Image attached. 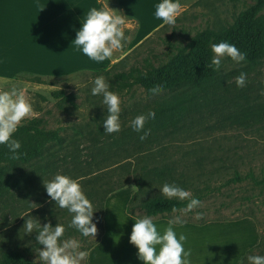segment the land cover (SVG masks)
Instances as JSON below:
<instances>
[{
  "label": "rangeland",
  "instance_id": "rangeland-1",
  "mask_svg": "<svg viewBox=\"0 0 264 264\" xmlns=\"http://www.w3.org/2000/svg\"><path fill=\"white\" fill-rule=\"evenodd\" d=\"M29 1L23 0L24 6L20 8L25 19L20 16L19 24H24V32L28 24H32V20H29L32 16V12H29L32 3L29 5ZM67 1L55 0L51 5L52 0H40L42 11L47 6L53 7L52 14L48 12L49 9L42 14L43 23L47 28H43L41 46L44 65L53 66L55 63L60 64L64 60H70L72 54L70 41H74L79 26H73L76 22L56 17L57 20L52 22L54 25L52 27L49 20L50 15L55 16V13L64 12L62 7L68 9ZM175 2L178 4L179 14L171 29L167 26L161 27V22L158 20L149 21L153 17L152 9L155 4L138 5L140 9L146 11L139 15L140 19L127 16L128 26L125 29V34L128 36L127 43L122 49L115 50L110 60L95 62V67L91 68H75L68 74L33 76L23 73L1 86V92L12 87L22 90L25 97L32 102L33 112L22 123L34 122L44 129L57 130L63 137V145L58 147L52 143L42 159H36L32 164H23L19 168L18 175L16 174V188L0 194V254L1 251L14 248L35 264H40L35 250L43 246L36 244L35 232L31 235L24 234L22 228L24 219H27L28 215L39 217L41 223L47 218L53 225L58 222L67 226L72 214L66 209L54 206L43 186V180H49L57 172L77 178L86 193L89 178L99 179L105 170L113 169L114 179L125 176L129 182L107 197L111 201L116 200L112 204L116 205L115 210H118L119 206H126L130 194L136 190L132 181L133 168L136 165L138 144L142 143L137 140L135 133L129 131L128 122L134 116L146 112L153 104V100L167 95V92L161 91L149 97L146 89L141 85V80L150 72L164 69L178 56L195 32L206 27L217 30L231 26L238 15L250 8L256 0H175ZM103 3L106 4L107 0ZM108 4L125 14L115 0H108ZM13 11L11 8L8 10V21H14ZM60 28L62 30H59ZM68 29H71L73 34H69ZM32 30L33 28L30 38L28 31L26 32V44L33 39ZM101 69L109 70L102 75L109 81L110 90L121 96L119 133L103 132L102 120L107 115L106 109L101 105L102 97L91 94L92 81L98 76L95 73ZM241 71L247 74V82L245 87L237 88L235 77ZM221 73L222 88L216 93H211L209 90L203 98L195 97L194 104L181 112L182 127L159 140L160 143L170 147L168 153L171 154L170 158H164V162L170 159L177 160L181 158L184 150L192 148L202 149L215 158L214 166L208 164L218 167L213 169L215 175L211 185L214 187L233 176V167H219L220 158H228L229 163L235 160L238 164L237 169L243 176L252 170L257 179L264 177V59L254 66L245 62L237 64L231 59H225ZM57 91L63 92L60 98L53 94ZM235 101L253 108L255 116L253 120H249L252 123L231 122L228 116L230 111L234 112ZM144 127L149 133L154 131L149 122ZM173 146L179 147L171 149ZM159 187L153 183L146 187L139 197L144 199L160 193ZM124 197L125 204H121V199ZM200 200L202 204L199 208L187 213H181L180 209L165 216L172 218L182 215L184 221L201 222L218 217L229 218L220 220H231L246 215L258 227L259 242L245 252L239 264H247L248 255H264V187L262 185H255L246 177L221 186L218 190H212ZM197 212L203 215L198 218ZM133 213L139 218L145 216L144 211L137 205L134 206ZM95 216L94 213L93 221L97 226L94 238L83 237L74 228L66 227L65 236L80 240L81 250L86 252L99 238L100 229ZM80 264H88L87 255Z\"/></svg>",
  "mask_w": 264,
  "mask_h": 264
},
{
  "label": "trees",
  "instance_id": "trees-1",
  "mask_svg": "<svg viewBox=\"0 0 264 264\" xmlns=\"http://www.w3.org/2000/svg\"><path fill=\"white\" fill-rule=\"evenodd\" d=\"M101 4L102 1L100 0L98 7ZM221 40H227L235 44L239 50L245 52V63L251 66L263 60L264 0H256L250 8L238 15L231 26L217 30L208 27L198 30L185 43L178 56L164 69L150 72L147 77L141 80V85L147 92L153 85L162 84L163 89L161 91L167 92V95L158 100H153V104L149 106L147 111L154 113V119L149 121L154 131L149 133L147 138L139 143L137 147L136 165L133 168L132 179L136 190L130 194L126 206V212L136 218L139 217L133 213L135 205L142 209L145 215L169 218L165 214L174 211V209L175 211L180 210L187 203V201L169 200L161 193L141 199L139 194L144 193L145 188L153 183L161 186L164 183L174 182L180 187L190 190L199 199L212 190H218L221 186L232 181H240L246 177L252 180L255 185L264 187V177L257 179L252 170H249L246 176L241 175L237 169V162L233 160L229 163L228 158L218 159L221 162L219 167H233V176L226 179L225 182L218 183L216 187L212 186L211 182L215 175L213 169L218 167H213L215 158H212L202 149L184 150L181 158L177 160L170 159L165 162L163 160L164 158H170L171 154H168L170 147L160 143L159 140L161 137L173 134L182 127L180 125L183 119L182 110L190 108L194 104L195 97L200 96L203 98L209 90L211 93H216L219 88H222L221 69L220 71H213L206 66L212 55L211 44ZM108 71V69H101L98 72L96 71L95 74L102 75L108 73ZM53 94L55 97L60 98L63 92L57 91ZM233 107L234 112L230 111L228 116L232 120L231 122L238 124L252 123L249 120L254 119L255 112L252 111L253 108L248 104H239L237 101L233 102ZM13 135L21 141L22 147L19 150L21 154L17 159H13L7 147L0 145V194L16 188V174L18 175L19 168L23 164H32L34 160L42 159L48 146L52 143L58 147L63 145V137L57 130L44 129L34 122L22 123ZM178 147L173 146L171 149ZM157 158L159 159L157 160ZM112 172L113 169L110 171L105 170L103 172L104 176L101 174L99 179L96 177L95 179L89 178L86 184V195L94 203V206L99 207L95 211L100 229L99 235L103 232L102 217L106 197L129 182V179L125 176H118L114 179ZM241 217H246V215ZM213 219L229 218L218 217ZM203 222L205 221L197 223ZM0 264H35V262L25 257L19 250L10 248L7 251H1Z\"/></svg>",
  "mask_w": 264,
  "mask_h": 264
},
{
  "label": "clouds",
  "instance_id": "clouds-1",
  "mask_svg": "<svg viewBox=\"0 0 264 264\" xmlns=\"http://www.w3.org/2000/svg\"><path fill=\"white\" fill-rule=\"evenodd\" d=\"M178 4L175 0H160L154 5L153 19L160 21V26L174 27L178 16ZM126 14L111 8L107 3L100 7H91L76 30L74 44L90 60L103 62L113 57L115 50L122 49L127 43L128 36L125 29L128 26ZM212 55L206 65L213 71H220L225 59L234 63L246 62V53L227 40L211 44ZM247 74L243 71L235 77L237 88L246 86ZM91 94L101 96V105L107 115L102 120L103 132L107 134L121 131V96L110 90V83L103 75L96 76L92 81ZM163 89V85H153L148 89V96H154ZM33 112L32 102L27 99L22 90L12 87L0 92V145H5L13 159L19 157L22 147L21 141L13 135L21 126L22 121ZM154 119L152 111L134 116L128 122L129 131L143 142L149 135L144 126ZM47 197L54 202V206L66 209L72 214L67 226L56 222L54 225L45 218V222L37 216L28 215L24 219L23 232L31 235L36 233V244L42 245L35 251L38 253L40 264H80L87 252L81 250L80 240L66 237V227L77 230L83 237H95L96 223L93 221L95 211L99 208L84 192L77 178L60 172L55 173L49 180H43ZM160 193L169 200L187 201L181 213H187L199 208L201 200L190 190L180 187L176 183H164L159 187ZM35 204V203H34ZM36 208V207H34ZM175 211V209H174ZM197 217L203 214L197 212ZM24 217V216H22ZM133 219V218H132ZM129 234V243L137 249V259L143 264H191V250L184 244L187 236L184 232H177V226L185 223L182 215L170 218L167 226L158 230L151 216L145 215L133 219ZM247 264H264V255L252 254L246 257Z\"/></svg>",
  "mask_w": 264,
  "mask_h": 264
},
{
  "label": "crops",
  "instance_id": "crops-1",
  "mask_svg": "<svg viewBox=\"0 0 264 264\" xmlns=\"http://www.w3.org/2000/svg\"><path fill=\"white\" fill-rule=\"evenodd\" d=\"M54 1L52 0L51 5L55 3ZM99 1L68 0L67 10L62 7L64 12L55 13V16L50 15L51 26L54 27L52 22L57 20L56 17H59L76 22L73 26L80 27L87 11L91 7H98ZM101 1L103 3L104 0ZM115 1L125 14L134 18H139V15L146 11L140 9L138 5L150 6L160 2V0ZM31 3L29 12H32V16L29 17V20H32V24L29 23L24 32V24H19L20 16L23 20L25 19L23 13L20 12V8L24 6L23 0H0V92L1 86L11 82L19 74L27 73L33 76L68 74L75 68L95 67V61L91 62L92 60L77 49L74 41H70L72 51L70 60H64L60 64L55 63L53 65L55 67L44 65L41 46L43 45V28H47L43 23L42 14L45 13L46 9H49L48 12L52 14L53 7L47 6L42 11L40 0H30L28 4ZM10 8L14 10L12 14L14 21H8ZM153 20V17L149 19V21ZM31 28H33V39L26 44V32L28 31L30 38ZM68 30L69 34H73L71 29ZM115 201H111L108 197L104 201L103 232L88 249L87 263L143 264L137 259L136 247L129 243V234L135 222L133 219L137 218L126 212L127 203L123 207L118 205V210H115L116 205H112ZM121 204H125V197L121 199ZM152 218L158 230L167 226L169 220V218ZM176 230L177 232H184L187 236L184 246L191 250V264H239L245 252L259 242L258 227L249 217L231 220L212 219L203 223L185 221L183 226H177ZM128 259L129 263H127Z\"/></svg>",
  "mask_w": 264,
  "mask_h": 264
}]
</instances>
